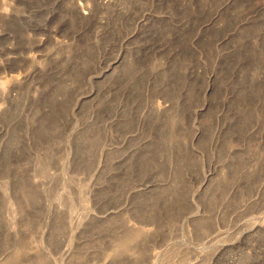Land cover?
<instances>
[{"label":"rangeland","instance_id":"374dc122","mask_svg":"<svg viewBox=\"0 0 264 264\" xmlns=\"http://www.w3.org/2000/svg\"><path fill=\"white\" fill-rule=\"evenodd\" d=\"M0 264H264V0H0Z\"/></svg>","mask_w":264,"mask_h":264},{"label":"bare ground","instance_id":"6f19581e","mask_svg":"<svg viewBox=\"0 0 264 264\" xmlns=\"http://www.w3.org/2000/svg\"><path fill=\"white\" fill-rule=\"evenodd\" d=\"M85 8H86L85 5H81V6L79 7V10H80V9L84 10ZM84 13H86V11H84Z\"/></svg>","mask_w":264,"mask_h":264}]
</instances>
